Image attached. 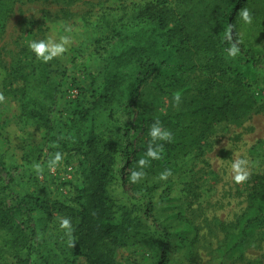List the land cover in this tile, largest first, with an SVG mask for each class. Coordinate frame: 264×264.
<instances>
[{
    "label": "rangeland",
    "instance_id": "1",
    "mask_svg": "<svg viewBox=\"0 0 264 264\" xmlns=\"http://www.w3.org/2000/svg\"><path fill=\"white\" fill-rule=\"evenodd\" d=\"M153 1L0 0V93L5 97L0 103L5 169L0 200L18 226L13 237L0 227V263L15 264L29 243L32 264H66L72 248L59 227V217L66 216L60 205L78 207L85 174L104 153L113 157L108 200L119 215L126 209L137 217L114 264H160L163 255L167 264H264V222L252 226L238 252H223L254 189H264V0H250L244 7L260 12L251 24L237 19L242 44L256 48L254 74L242 79L252 108L212 119V128L196 145L150 161L145 177L131 183L130 174L140 170L137 162L147 150L142 115L184 111L207 83L217 91L229 90V75L210 74L215 67H235L241 57L228 56L224 48L213 59H193L170 31L156 38L157 45L138 38L139 10ZM237 1L189 0V6L175 0L169 7L175 17L185 11L215 27L221 17L235 13ZM65 35L73 40L69 51L48 63L28 47L33 40L52 36L58 41ZM195 63L208 64V74L172 76L175 66ZM36 68L54 86L53 99L44 96L46 85H37L33 76L23 83ZM177 92L178 104L173 99ZM36 116L48 120L50 133ZM57 151L64 160L50 171L48 162ZM237 158L249 161L250 179L243 184L232 179ZM166 169L172 174L161 180ZM78 261L88 264L84 258Z\"/></svg>",
    "mask_w": 264,
    "mask_h": 264
},
{
    "label": "trees",
    "instance_id": "2",
    "mask_svg": "<svg viewBox=\"0 0 264 264\" xmlns=\"http://www.w3.org/2000/svg\"><path fill=\"white\" fill-rule=\"evenodd\" d=\"M66 1L71 3L74 0ZM173 1L175 0H155L146 3L139 10L137 17V37H148L154 45H157L156 38L165 31H170L172 37L177 36L179 43L186 46V53L190 57L202 61L206 57L213 59L218 55L219 50L230 47V43L224 39V32L229 25H233V34L239 39L237 27L238 12L241 8L248 5L250 0H238L235 13L221 17L215 27L197 20L193 13L181 11L175 17L169 7ZM182 1H185L190 6L189 0ZM200 1L197 0V2ZM193 6L196 7V5ZM252 16L257 19L261 15L259 11L254 10ZM171 22L175 23L174 27L169 26ZM218 31L221 32V37L216 36ZM238 46L241 55L240 64L226 69L215 67L210 74L215 78L229 75L232 88L225 91H221L219 88L217 91L207 83L201 91L197 92L195 98L184 111L169 115H142L140 119L145 125L143 132L146 137L143 147H148L151 139L149 128L157 119L164 128L173 133V141L171 143L157 141L164 145L163 156L166 154L167 157H171L175 151L190 148L196 145L198 140H202L207 130L210 131L212 128V119H226L229 115L235 116L240 111L248 112L252 108L254 102L247 96L248 88L242 79L254 74L256 48L242 43ZM208 69V64L195 63L192 66L181 64L172 68L171 71H173L172 76L175 78L189 71L207 73L205 71ZM30 76L34 77V82L37 85H46L45 90L47 91L43 93L45 97L54 98V90L52 89L54 86L48 82L43 70L36 68L31 75L25 76L23 78L24 84L29 81ZM36 118V121L48 133L52 131L45 117L36 116ZM81 151L83 153L82 148ZM96 159V163L85 174L83 187L79 189L77 196L78 207L72 208L63 204L60 205L61 211L66 212V216L71 218L75 229L73 236L76 245L72 248L71 256L66 264H80L78 261L80 258H84L88 264H114L116 251L126 245L124 235L137 220V217H131L132 211L126 209L119 215V210H116L108 200L107 186L110 182L108 175L110 169H108V166L111 164L113 157L110 154L99 153ZM128 163L130 166V162ZM4 172L5 169L0 160V177ZM254 190L255 192L250 196L251 202L249 206L237 219V231L226 242L223 252L229 256L241 249L252 226L264 222V189ZM10 212L11 208L0 200V214L3 216L0 220V227L13 237L17 235L18 226L13 223ZM19 232L22 233V230ZM24 250L28 252H24L22 256L18 257L15 264H32L34 248L27 243L24 246ZM167 262V256L163 255L160 264H167ZM48 263L50 264V262H45V264Z\"/></svg>",
    "mask_w": 264,
    "mask_h": 264
},
{
    "label": "clouds",
    "instance_id": "3",
    "mask_svg": "<svg viewBox=\"0 0 264 264\" xmlns=\"http://www.w3.org/2000/svg\"><path fill=\"white\" fill-rule=\"evenodd\" d=\"M238 15L246 24L252 23V13L248 8H241L238 12ZM65 31L68 33L72 32L71 26H65ZM224 39L230 43V47L226 49L228 56L235 58L240 54L239 44L242 43V40L233 41V25H229L224 32ZM73 40L70 36H60L57 41L52 36H49L46 39L42 40H33L29 43L28 47L30 50L35 53V56L38 60L43 63H48L54 58L63 56L69 51V48ZM174 102H180V93L177 92L174 94ZM5 97L3 93H0V103L4 102ZM150 141L145 153V157L141 158L137 164L140 170H133L130 174L131 183H137L141 181L146 173L144 169L150 165L152 160H160L163 158L164 145L162 143H157V141H165L171 143L173 141V133L164 128L161 122L157 119L155 120L149 128ZM64 160V155L57 151L54 153L53 158L48 162V168L50 171H55L56 167L61 164ZM35 170L38 174L43 172V168L37 164ZM232 179L236 184H243L250 179L249 172V161L246 158H237L231 164ZM171 170L166 169L164 172L160 173L159 178L161 180H167L171 176ZM59 227L64 230L65 235L68 237L67 243L71 248L75 247V238L73 236L74 227L71 222L70 217L61 216L59 217Z\"/></svg>",
    "mask_w": 264,
    "mask_h": 264
}]
</instances>
